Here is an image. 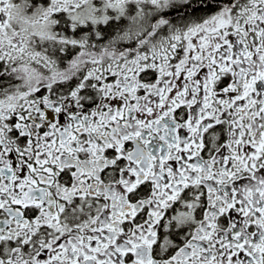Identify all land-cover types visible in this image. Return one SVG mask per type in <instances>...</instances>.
I'll use <instances>...</instances> for the list:
<instances>
[{
	"label": "snow or ice",
	"instance_id": "1",
	"mask_svg": "<svg viewBox=\"0 0 264 264\" xmlns=\"http://www.w3.org/2000/svg\"><path fill=\"white\" fill-rule=\"evenodd\" d=\"M0 264H264V0H0Z\"/></svg>",
	"mask_w": 264,
	"mask_h": 264
}]
</instances>
